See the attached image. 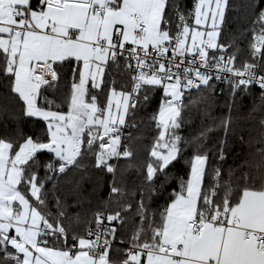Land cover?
Here are the masks:
<instances>
[{
  "label": "snow or ice",
  "instance_id": "snow-or-ice-1",
  "mask_svg": "<svg viewBox=\"0 0 264 264\" xmlns=\"http://www.w3.org/2000/svg\"><path fill=\"white\" fill-rule=\"evenodd\" d=\"M0 264H264V0H0Z\"/></svg>",
  "mask_w": 264,
  "mask_h": 264
},
{
  "label": "trees",
  "instance_id": "trees-1",
  "mask_svg": "<svg viewBox=\"0 0 264 264\" xmlns=\"http://www.w3.org/2000/svg\"><path fill=\"white\" fill-rule=\"evenodd\" d=\"M189 2V5L191 3V0H188ZM241 47L244 49V51L241 53V59L243 58H246L247 56V40L244 41V43L241 45ZM49 99H51V96H49ZM223 103V99L221 98L220 101H217V102H213L212 104V107L210 109V114L211 116L213 117H216V118H219L221 113L224 112L226 113L227 112V109H222L219 105ZM255 103L259 104V100H256ZM253 104V99L252 97H245L239 108L238 109H235L233 111V119H234V127H236L237 129H240V128H251L254 124H255V121H251L249 119H247V116H248V112H249V109L251 107V105ZM158 107V98L155 102V104L153 105V107L149 108L148 110V113H147V116L144 117V123L140 126V128L138 130H133V137H136V136H139L140 139H134L133 140V146L136 148V156H137V162H146L148 157H147V152L150 150L151 148V145L153 143V138H154V134H155V128L154 126L153 127H149V119L148 117L151 116L152 114V111ZM252 115L256 116L257 118L261 115L260 112H253ZM200 122V115L199 114H195V121L193 124H185L184 125V128L181 130V134H186V130L190 127H194L195 125L199 124ZM204 122L205 123H209L207 117L204 118ZM38 128L39 125H33L31 123H29L26 128L27 130L31 131L33 128ZM127 132V130H125ZM220 135H223V132L221 131L219 133ZM215 135V133L213 134ZM252 135H255V133H252ZM245 138L247 139L248 138V133L245 132ZM237 151H247V149H241V148H237ZM187 154V153H186ZM233 163V160H232V156L231 154L228 156L227 158V162L226 164L224 165L225 168H227L229 165H231ZM42 170H41V175H42ZM118 174H119V170H118ZM124 177L125 179L128 181V185L127 187L129 188V190L133 187L131 181L136 178V171L135 169H130V170H127L124 172ZM51 187V185H49V188ZM62 187L67 190L71 187V185L69 184H66V183H63L62 182ZM84 188L85 189H89L90 188V185L88 184H85L84 185ZM59 195H63V193H58ZM100 199L101 201L103 200H106L108 198V191H107V187L105 185V187L103 189H101L100 191ZM139 196H138V193H137V196H136V199H138ZM72 200L71 198H69L68 200V203H71ZM163 201H158V202H155L152 204V208L153 209H158L160 207V205H162ZM69 212H75V209L74 208H69ZM129 229H131V222H129ZM120 235H124L123 232L121 233H118V236ZM117 245H119V240H117ZM119 255H122L119 254ZM112 259L114 260H117L119 259V256L113 252L112 253Z\"/></svg>",
  "mask_w": 264,
  "mask_h": 264
},
{
  "label": "built area",
  "instance_id": "built-area-1",
  "mask_svg": "<svg viewBox=\"0 0 264 264\" xmlns=\"http://www.w3.org/2000/svg\"><path fill=\"white\" fill-rule=\"evenodd\" d=\"M191 4V3H190Z\"/></svg>",
  "mask_w": 264,
  "mask_h": 264
}]
</instances>
